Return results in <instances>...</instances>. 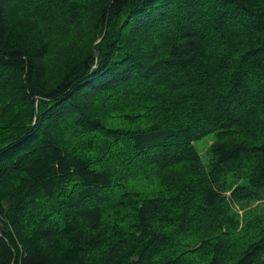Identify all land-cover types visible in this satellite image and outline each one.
<instances>
[{
    "label": "trees",
    "instance_id": "obj_1",
    "mask_svg": "<svg viewBox=\"0 0 264 264\" xmlns=\"http://www.w3.org/2000/svg\"><path fill=\"white\" fill-rule=\"evenodd\" d=\"M263 163L264 0H0V264H264Z\"/></svg>",
    "mask_w": 264,
    "mask_h": 264
},
{
    "label": "rangeland",
    "instance_id": "obj_2",
    "mask_svg": "<svg viewBox=\"0 0 264 264\" xmlns=\"http://www.w3.org/2000/svg\"><path fill=\"white\" fill-rule=\"evenodd\" d=\"M76 27H77L76 32H70L69 30L72 29L71 26L66 24L65 22H62L60 24H58V23L55 24L54 28H52V31L48 35L49 41L51 43L48 58L50 57L49 63L51 65L56 62V59L58 57V54H56V49L60 48L61 44H63L64 46H70L73 49L72 46H74L76 48L81 43L83 45L86 42V39L84 38L85 30L82 27V25H78ZM68 36H69L70 42L68 40ZM67 44H69V45H67ZM150 44H151V40L139 41V45H141L144 48L149 47ZM119 93L121 94V92H118V90H116V94L119 95ZM103 101H104L103 99L100 100V99H98V97L93 98V104L95 106H98V107L102 106V104L104 103ZM75 126H76V124L71 123L70 127L74 128ZM215 139H216V136L214 133H212L210 135L202 137L201 139L197 140L195 143L198 155L202 159L204 164H208V162L210 160V156H211L210 146H211L212 142H214ZM115 147L112 148V152L116 151V153H118V151H120V153L115 156V161L121 165L122 164L127 165V166L130 165L132 167L135 163V158H133L131 156L132 152L129 153V151H128L129 150V144L124 143L121 145L119 143ZM123 150H126V151H123ZM112 160H114V158ZM155 176L157 178V175H155ZM229 192L230 191L226 192V195H228ZM245 205H246L245 208L253 209L254 207H258L259 205L262 207L264 205V201L259 202L256 200H254V201L252 200V201H249L248 203H246ZM232 208H234L236 210V212L238 213L239 216H242V214H243L242 204L241 205L240 204L239 205H236V204L233 205L232 204Z\"/></svg>",
    "mask_w": 264,
    "mask_h": 264
},
{
    "label": "water",
    "instance_id": "obj_3",
    "mask_svg": "<svg viewBox=\"0 0 264 264\" xmlns=\"http://www.w3.org/2000/svg\"><path fill=\"white\" fill-rule=\"evenodd\" d=\"M263 172H264V163H263ZM13 263V262H12Z\"/></svg>",
    "mask_w": 264,
    "mask_h": 264
}]
</instances>
